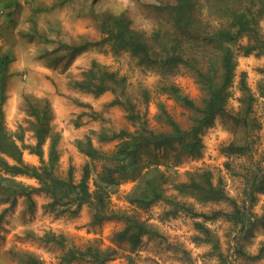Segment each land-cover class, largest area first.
Listing matches in <instances>:
<instances>
[{
	"label": "rangeland",
	"instance_id": "rangeland-1",
	"mask_svg": "<svg viewBox=\"0 0 264 264\" xmlns=\"http://www.w3.org/2000/svg\"><path fill=\"white\" fill-rule=\"evenodd\" d=\"M202 18L217 22L211 12L198 0ZM175 0H0V53H8L9 65L6 85L5 123L17 143L24 146V160L41 165V158L29 146L38 143L37 118L31 102L40 116L47 111L45 128H49L43 143L44 157L48 159L53 135H58L59 162L57 173L66 177L73 166L79 181L89 157L78 148V141L91 139L93 145L111 155L119 140L103 141L102 133L112 134L121 129L134 132L140 123L154 132H169L172 118L182 129H189L196 114L168 91L164 84H174L183 95L202 105L206 92L199 83L195 70L179 66L163 77L157 67L140 63L128 49L116 50L104 41L103 17L121 12L131 20L134 30L151 37L156 31L170 30L174 25L167 8ZM264 35V19L260 23ZM91 43L82 52L71 55L68 46ZM242 44L247 43V38ZM94 62L102 68L127 78L125 97L136 105L140 123L128 118L121 105H111L118 94L107 91L101 95L86 92L75 82L86 77ZM246 74L249 92L253 96L248 122H236L240 111V82ZM149 91V101L143 93ZM228 113L218 116L213 125L202 134L203 150L191 156L178 145L168 149L154 147L142 150V173L158 165L169 182L164 186L167 195L194 205L198 213L224 215L214 220L179 211L170 213L173 205L160 200L147 207L130 201L139 180L116 175L120 183L112 187L110 209L114 214L126 213L151 224L159 236H143L137 249L118 234L128 222L113 217L96 222L94 210L83 205L77 213L62 212V205L54 206L49 194L38 191L32 200L19 195L12 200L0 199V264H23L25 254H33L46 264H68L64 261L70 250L88 248L110 253L106 264H264V191L252 187L255 174H264V54L240 55L236 78L230 88ZM121 93V91H118ZM125 97H122L123 99ZM29 102V103H28ZM23 138V143L20 138ZM245 147L243 152H231V145ZM155 162L154 164H152ZM104 161H94L95 173L103 170ZM210 170L214 183L221 181L230 197L218 202H200L182 197L172 183L187 180V173ZM261 176V175H260ZM18 181L34 187L35 178L18 175ZM91 179V189L93 185ZM252 189V194H249ZM235 203L249 215L251 221L242 228L226 213H232ZM196 222H203L214 241L205 240V234ZM63 236L64 241L48 242L45 236ZM69 264H96L92 259H81Z\"/></svg>",
	"mask_w": 264,
	"mask_h": 264
},
{
	"label": "trees",
	"instance_id": "trees-1",
	"mask_svg": "<svg viewBox=\"0 0 264 264\" xmlns=\"http://www.w3.org/2000/svg\"><path fill=\"white\" fill-rule=\"evenodd\" d=\"M204 4L210 9V14L215 11L217 22L198 16L202 9L198 7V0H175V3L167 8L174 26L170 30L156 31L149 38L132 28L131 20L124 12L103 17L101 28L106 34L104 41L110 42L116 50L128 49L132 55L140 59V63L160 69L164 78L174 73L179 66L195 70L206 97L202 105H197L194 100L183 95L174 84H164L163 90L168 91L175 99L193 110L196 119L192 127L186 130L168 117L171 130L157 133L149 130L145 122L140 123L141 116L136 111V105L129 97H125L127 78L94 62L92 68L86 72V77L75 82V85L97 96L107 91L118 94V98L112 101L111 105L123 106L128 118L140 123V129L134 132L121 129L113 131L111 135L102 133L103 141L119 140L116 150L111 155L96 148L91 139H87L86 142L78 141V148L90 159L79 181L75 180L73 166L69 168L66 177L57 173L60 157L57 148L58 135L52 136L49 156L45 159L43 143L49 128H45L44 120L47 119L48 113L44 111L40 116L38 108L31 102H28L30 109L37 118L34 128L38 143L29 147L41 158V165H31L24 160V146L17 143L8 132L5 123V92L9 65L13 58L8 53H0V199L12 200L13 205L19 195L32 200L33 193L42 191L50 195L54 206L59 204L63 206L62 212L73 209L72 211L77 213L83 205H88L94 210L96 222L122 217L128 224L118 237L127 239L133 250L139 247L143 236L155 237L160 234L146 221L126 213L114 214L110 209V196L115 191H112V187L120 183L116 175L139 180L130 196V201L142 207L164 200L173 205L170 213L174 215L181 210L195 218L202 216L207 220H214L224 215L222 211H215L212 214L198 213L191 202L178 200L177 195L168 196L164 185L169 182V178L165 171L159 169L157 164L150 166L151 164L148 163L149 168L142 173L144 165L140 164L142 150L149 147L168 149L178 145L191 156L201 155L202 134L213 125L218 116L228 113V104L232 96L230 88L236 78L238 58L240 55L264 54V35L260 26L261 20L264 19V0H204ZM245 38L247 43L242 44ZM90 44L84 42L68 46L69 53L78 54ZM242 76L240 82L242 93L239 98L241 106L238 115L234 118L236 122L245 123L248 122L254 99L249 92L246 74L243 73ZM149 98V91L145 90L144 102L148 103ZM18 139L23 143L22 137ZM227 149L231 152H243L245 147L231 144ZM94 161L105 162L103 170L96 174H94ZM18 175L35 178L39 186L34 187L18 181L16 178ZM92 178L95 187L93 190L90 183ZM252 180V187L264 191V174H255ZM172 186L182 197H191L200 202L230 199L223 183L221 181L214 183L213 173L210 170L187 173L186 181L172 183ZM249 194H252V189ZM226 215L242 228H246L247 222L251 221L249 215L237 203L234 211ZM259 219L264 222V215ZM196 225L205 234L206 241H214L210 229L203 222H196ZM45 240L62 243L64 238L48 234ZM88 258L96 264H106L110 259V253L93 248H88L86 251L70 250L65 255L64 261L69 264ZM23 264L46 263L33 254H25Z\"/></svg>",
	"mask_w": 264,
	"mask_h": 264
}]
</instances>
